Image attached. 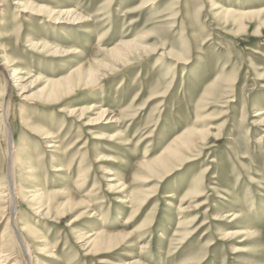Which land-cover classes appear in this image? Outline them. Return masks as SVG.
Masks as SVG:
<instances>
[{
	"label": "rangeland",
	"instance_id": "374dc122",
	"mask_svg": "<svg viewBox=\"0 0 264 264\" xmlns=\"http://www.w3.org/2000/svg\"><path fill=\"white\" fill-rule=\"evenodd\" d=\"M0 1L12 67L0 68V90L13 67L30 69L25 93L0 98L20 141L16 213L11 197L0 203V264H28L14 236L1 240L14 224L32 264H264V0ZM60 9L82 20L53 24L48 12ZM80 67L105 76L48 102L46 82ZM42 122L57 140L28 126ZM188 131L197 137L181 157L148 169ZM8 151L0 133L6 191ZM36 191L58 193L49 214L25 201ZM95 231L116 236L91 250L79 237Z\"/></svg>",
	"mask_w": 264,
	"mask_h": 264
},
{
	"label": "bare ground",
	"instance_id": "6f19581e",
	"mask_svg": "<svg viewBox=\"0 0 264 264\" xmlns=\"http://www.w3.org/2000/svg\"><path fill=\"white\" fill-rule=\"evenodd\" d=\"M3 1H5V0H3ZM17 1L14 2V5L15 6H22V7L24 6V8H27V9H28L29 6H31L30 2H24V0H17ZM1 5L2 4H1V1H0V7H1ZM222 10H224V9H222ZM222 10H221V12H222ZM32 11H33V9H32ZM35 11L41 13L42 11H44V9H42V7L39 6V7H37L35 9ZM0 13H1V11H0ZM225 13L226 14H229L227 12H225ZM257 13H260V12H257ZM257 13H255L253 11H251V12L250 11H246L245 13L240 14V16L241 17H247L248 18L249 16L252 17L253 14H257ZM0 15H2V14H0ZM48 15H49L48 17H52V19H51L50 22H52L53 24H67V23H71V22L72 23H75L77 21L79 22V21L82 20L81 16L77 12H75V11L72 12V10L70 11V10L60 9V10L57 11V13L55 11L51 10V11L48 12ZM3 22L0 21V46L3 49V51H1L2 54H1V57L0 58H1V62H3L4 65H2V67L0 66V68H1V71L4 74L8 75V73H10L11 72V69H12V67L9 68V66H8V64L11 65L10 64L11 63V61H10L11 60V58H10L11 55L8 52V50H6L7 49V46H5V44L3 45V41L5 40L4 38H5V35H6V32H4L2 30L3 27H4ZM1 27H2V29H1ZM91 30H92V28L89 29V31H90L89 33H91ZM28 42H29V45L32 47V51H36L37 52V50H39V51L42 50V51H47L48 53L49 52H52L54 54L61 52V48L58 45L56 47H54V48H51V47H49V44H47V43H45L43 41L28 40ZM126 46L129 47L130 44L129 45H126ZM131 46H132V44H131ZM119 48H120V46H119ZM119 48H117V49H119ZM120 49H119V51H120ZM114 50H116V48ZM116 51H115L114 54L117 57H120V56H122L124 54L123 52H118V51L116 52ZM62 54H64V53H62ZM28 70H30V69H28ZM28 70H27V68L16 67V69H15L13 67V71H12V74L13 75L11 77L9 76L10 77L9 79L6 77V82L4 84L5 85V89L4 88H1V90H0V98L2 97V94L3 93H5V96H9L8 94H10V92L13 89H17V90L22 89V93H25V91H27L26 90V87L27 86L25 85V81L28 79V77H30V72ZM101 76L104 77L105 74H103V75L102 74L100 75V73L97 74V71L94 70V68H89L88 71H83L81 69V67H80V68L75 69L74 71H72V73L67 74L63 79H60V80L58 79L57 82L56 81L55 82H51V80L50 81H47L46 82L47 85H48L47 88H49V90L47 91L48 96H47L46 100L48 102L55 101L59 95L65 93L67 91H69V89L73 88V86H79V85L89 84V83L94 84L96 82H99L101 80V78H102ZM5 106L7 107V102H5V103L0 102V133H4L5 136H6V141H8V146H9L8 157H9V163H10L9 164L10 165L9 166V168H10V171L9 172H11L12 174L10 176V183H8V186H9L10 190L6 191L7 189L4 190L0 186V203H1V200L4 199L6 196L11 197L12 198V205H13V214H15L16 211H17V207H18V205L15 202V200L17 198L16 196L18 194L16 192L17 191L16 190V187H17L16 184L17 183H16V173H15L16 172V169L15 168H16V166H17L18 163L16 161V157L14 156V154L17 152L16 151V148H18V144L20 143V141L18 142V141L15 140V137H14L13 133L9 129V126L10 125H7L8 124V121H9V119H8L9 118V113H8V110L6 109ZM111 119H113V118H111ZM26 122H28V121H24L23 124L24 125L25 124L27 125ZM107 122H114V121L108 120ZM43 125H45L44 122H42V127L40 126V129L39 128L37 129L35 127H32V125L28 124V126L30 128H32L33 130H36L39 134H41L43 136V137H41L42 140H47V141L48 140L53 141L54 139L57 140L58 137L55 136V135L51 136L52 135V132L51 131H48L49 129L47 127L43 126ZM181 137H180V139H178V142H176L174 144L175 146H171L170 149L168 147V149L166 150L167 152L165 151L164 154L160 158L156 159L155 162H154L155 165L154 166H150L148 169H152L153 171H155V170H157L160 167H167V164L169 163L170 159H172L174 157L175 158L181 157L182 156L181 148L182 147L184 148L187 145L188 146L191 145L193 143V140L196 139L195 137H197V136H195V134L193 132L188 131L185 134L184 138H183V136H181ZM187 137H188V139H187ZM176 144H178V145H176ZM50 147L54 148V150H52V152H55V150H57V153H59V150L61 148V145L58 142L57 144H54V145H52ZM20 158H26V156L25 155H22V156L19 155L18 162H20L22 164V160H20ZM52 160H53V158H52ZM57 162L55 161L54 163H57ZM53 170L56 173H59V171H62L59 167L56 168V170L55 169H53ZM30 171H28V172L25 171V172H27V174L29 176H32V172H30ZM86 174L81 173L77 177H75V179H74V186H76V187L79 188V187L85 185V183L87 181V178L85 176ZM112 180L113 179H110L109 182H112V183L115 182V183H114V185L112 183L109 185V186H111V188H117L121 184L120 183L121 180H119V179H117L115 181H112ZM117 183H118V185H117ZM8 186H7V188H8ZM44 189H45V187H44ZM118 189L120 190L121 188L119 187ZM37 190H38V188H37ZM56 194H58V193H56ZM56 194L55 193L49 194V193L43 192V191L42 192H37L36 191V192H34V194L31 193L26 198L25 201H28L29 200L28 202H31V203L36 204L38 206L37 209H39V211H43L42 212V215L44 216L45 214H49V207L52 206V202H51L52 199H49V195H53L54 198H55V196H57ZM65 195H67V193ZM55 199H57V198H55ZM67 199L69 201L71 198L70 199L67 198ZM118 202L124 204V202H126V200L124 198V199L119 200ZM1 205H2V203H1ZM67 205L68 204L64 205L63 208L67 207ZM13 214H12V217H11V222H12V218L15 216V215L13 216ZM233 217H235V215ZM236 218H237V216L234 219H236ZM25 229L22 228L21 231H18L19 229L17 230L16 225L14 224V225H12V230H10L11 231L10 233L9 232H3L2 233L1 240H3L4 243H5V241H6V239H5L6 238L5 237L6 233L7 234H11L12 236H14L16 238V241L19 242L20 248H21V252L25 254L26 259L28 261V264H32V257H31L30 252H29V246H30L29 240H28L29 237L26 236L27 230H25ZM99 232H96L95 231L93 233H90L91 235L90 234H83L81 237H79V239H81V240L84 239V241L86 242L84 244V246H88L91 250H93L95 248H99V247H103V246H108L112 242L111 241L112 240L111 237L112 236H116L115 234H105V233H103L104 231L103 232H100V233ZM7 237H8V235H7ZM108 238L111 239V240H106ZM38 239L40 241H42L44 239V237H40L39 236ZM6 244H8V243H6ZM2 252H6V251L3 250ZM2 257H4V256H2Z\"/></svg>",
	"mask_w": 264,
	"mask_h": 264
}]
</instances>
